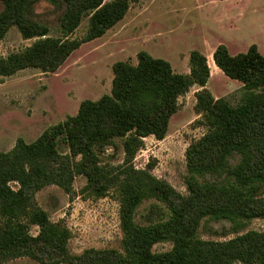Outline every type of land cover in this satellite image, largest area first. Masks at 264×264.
I'll return each instance as SVG.
<instances>
[{
  "label": "trees",
  "instance_id": "trees-1",
  "mask_svg": "<svg viewBox=\"0 0 264 264\" xmlns=\"http://www.w3.org/2000/svg\"><path fill=\"white\" fill-rule=\"evenodd\" d=\"M0 41L16 27L35 42L0 57V78L25 69L56 72L82 44L104 36L127 15L129 0H0ZM58 15L59 36L37 17L40 4ZM84 18L86 35L73 39ZM138 62H116L111 93L85 100L76 116L45 130L34 142L19 139L12 150L0 151V262L29 258L39 264H264V232L242 233L247 222L264 220V56L257 45L231 55L219 45L213 60L230 79L243 84L238 104L215 98L206 88L210 79L207 57L192 51L190 73L174 72L169 62L141 51ZM198 124L206 133L186 150L187 193L178 192L152 173L137 169L136 155L145 139L163 140L179 110L180 97L192 87ZM121 140L119 146L117 141ZM67 152H62L60 146ZM122 149L119 165L101 157ZM86 179L83 193L119 202L120 249H69L71 232L53 222L36 202V194L58 186L72 194L75 179ZM12 184L16 185L13 187ZM148 200L145 225L137 212ZM226 221V233L236 237L206 241L198 232L203 220ZM38 228L37 235L31 234ZM170 243L166 252L154 246Z\"/></svg>",
  "mask_w": 264,
  "mask_h": 264
},
{
  "label": "rangeland",
  "instance_id": "rangeland-1",
  "mask_svg": "<svg viewBox=\"0 0 264 264\" xmlns=\"http://www.w3.org/2000/svg\"><path fill=\"white\" fill-rule=\"evenodd\" d=\"M112 0H106L110 2ZM130 9L125 18L104 36L84 43L75 50L54 73L25 69L11 77L0 78V151L13 149L19 139L36 141L42 133L76 116L85 100L97 101L110 94L113 80L112 67L116 62L136 65L141 51L153 58L170 63L178 74L190 73L189 58L199 51L209 55L219 45L228 48L231 55L245 54L251 45H257L264 56V0H129ZM3 9L0 3V11ZM35 12L46 22L52 36H59L58 15L52 7L40 4ZM89 27L84 18L72 38L82 39ZM35 42L25 40L16 27L0 41V57L21 51ZM211 59V58H210ZM211 63H213L211 59ZM222 72V71H221ZM241 82L224 73L213 74L207 88L214 97L225 98L231 104L239 103ZM194 86L180 97L179 110L172 116L167 136L158 141L145 139V146L134 160L137 169L152 166V173L167 181L178 192L187 193L186 150L199 140L206 129L198 124L195 110ZM121 140L117 141L120 146ZM67 152L65 146H60ZM101 157L103 164L119 165L124 159L122 149L110 151ZM86 179L78 176L72 194L58 186H48L36 194L37 204L53 222H63L71 232L69 249L79 255L87 249H120L119 202L113 193L105 198H94L83 193ZM13 187L16 185L12 184ZM154 201H145L137 212L138 223H147V213ZM226 221L203 220L198 235L206 241H227L236 234L226 233ZM264 232V220L246 223L242 233ZM32 227L31 234L37 235ZM170 243L154 246L155 252H166ZM0 264H39L29 258H20Z\"/></svg>",
  "mask_w": 264,
  "mask_h": 264
},
{
  "label": "crops",
  "instance_id": "crops-1",
  "mask_svg": "<svg viewBox=\"0 0 264 264\" xmlns=\"http://www.w3.org/2000/svg\"><path fill=\"white\" fill-rule=\"evenodd\" d=\"M213 51H215V49L213 50ZM213 53L214 52H212L208 57H209V60H208V58H207V61H208V65H209V68H210V78H211V76L213 75V74H221V73H223V72H221V70L216 66V64H215V62H214V60H213ZM212 59V61H213V63H211V59ZM210 80V79H209ZM209 82V81H208ZM207 88L209 87V85H208V83H207V86H206ZM241 89L243 88V84H241ZM215 98H217V97H215ZM218 99V98H217Z\"/></svg>",
  "mask_w": 264,
  "mask_h": 264
}]
</instances>
